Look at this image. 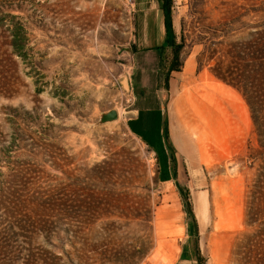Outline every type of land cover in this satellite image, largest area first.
I'll use <instances>...</instances> for the list:
<instances>
[{
    "label": "rangeland",
    "instance_id": "374dc122",
    "mask_svg": "<svg viewBox=\"0 0 264 264\" xmlns=\"http://www.w3.org/2000/svg\"><path fill=\"white\" fill-rule=\"evenodd\" d=\"M138 2L0 0V264H198L197 247L205 264H239L253 121L190 44L263 19L264 0H173L187 46L171 92L167 47L159 87L186 173L128 126ZM111 109L119 118L99 123Z\"/></svg>",
    "mask_w": 264,
    "mask_h": 264
},
{
    "label": "trees",
    "instance_id": "16d2710c",
    "mask_svg": "<svg viewBox=\"0 0 264 264\" xmlns=\"http://www.w3.org/2000/svg\"><path fill=\"white\" fill-rule=\"evenodd\" d=\"M159 3L167 34L160 49L169 47L172 53L164 76L168 88L172 73L180 71L183 66L181 57L187 46V38L183 30L181 42L177 40L172 18L173 0H159ZM253 10L264 11L263 8ZM243 15L209 28L210 34L198 40L192 39L190 45H203L197 55L198 70L208 67L217 79L239 91L250 109L256 145L249 159H252L256 171L248 191L246 222L252 230L243 234L236 253L239 264H264V18L253 24L236 27V22ZM13 47L22 56L20 46L14 43ZM164 136L173 162L177 168L181 165L186 173L185 161L170 140L168 121L164 123ZM184 194L187 209L197 228L189 190L184 189ZM196 253L198 264H205L200 258L198 247Z\"/></svg>",
    "mask_w": 264,
    "mask_h": 264
},
{
    "label": "crops",
    "instance_id": "0c3cea01",
    "mask_svg": "<svg viewBox=\"0 0 264 264\" xmlns=\"http://www.w3.org/2000/svg\"><path fill=\"white\" fill-rule=\"evenodd\" d=\"M138 1L135 48L130 63L132 72L129 74L130 93L134 99L133 107L135 109L133 115L129 117L128 126L135 136L141 138L155 151L167 154L164 123L168 121L170 140L173 146L185 155L186 152H182L174 142L171 114L168 113V116H165L163 96L160 94L161 64L167 51V48L160 49L167 38L164 16L159 0ZM200 72L201 70H199ZM208 73L210 76H214L210 71ZM171 83L170 78L169 92H171ZM219 83L223 84L224 82ZM176 138L179 141L177 136ZM205 151L207 150L205 149Z\"/></svg>",
    "mask_w": 264,
    "mask_h": 264
},
{
    "label": "water",
    "instance_id": "95a60500",
    "mask_svg": "<svg viewBox=\"0 0 264 264\" xmlns=\"http://www.w3.org/2000/svg\"><path fill=\"white\" fill-rule=\"evenodd\" d=\"M123 84L126 88H130V83L127 78L123 80ZM119 118V112L116 109H111L109 111L103 112L100 116L99 123H106L114 121Z\"/></svg>",
    "mask_w": 264,
    "mask_h": 264
},
{
    "label": "bare ground",
    "instance_id": "6f19581e",
    "mask_svg": "<svg viewBox=\"0 0 264 264\" xmlns=\"http://www.w3.org/2000/svg\"><path fill=\"white\" fill-rule=\"evenodd\" d=\"M212 77V79H214V76H211ZM215 80V79H214ZM221 84V83H220ZM221 86H223V84L221 85ZM201 140V139H200ZM205 150L203 149V148H201L200 147V153H201V159L203 160V161H207V157H206V155L207 154H205ZM207 153V152H206Z\"/></svg>",
    "mask_w": 264,
    "mask_h": 264
}]
</instances>
